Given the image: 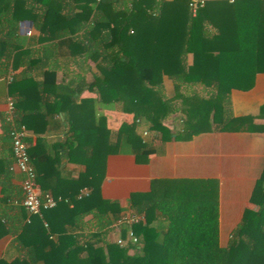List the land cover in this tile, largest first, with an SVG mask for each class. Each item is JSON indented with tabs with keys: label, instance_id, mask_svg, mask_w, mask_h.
<instances>
[{
	"label": "trees",
	"instance_id": "1",
	"mask_svg": "<svg viewBox=\"0 0 264 264\" xmlns=\"http://www.w3.org/2000/svg\"><path fill=\"white\" fill-rule=\"evenodd\" d=\"M191 1L0 0V79L11 80L8 94L15 102L16 123L30 129L28 120L35 116L63 115L66 141L59 148L85 168L63 190L47 187L49 177L59 178L58 153L44 157L48 173L40 168L43 143L29 146L42 195L63 201L42 216L29 215L17 238L28 244L26 257L0 258V264H264V170L250 198L259 210H245L227 247L219 243L214 179L153 182L151 192L134 194L129 201V212L145 216L133 226L139 243L120 247L107 240L125 211L101 194L112 133L107 112L128 116L119 128V152L138 163L162 154L172 139L190 140L237 123L264 132V125L254 124L264 119V105L258 116L242 117L233 115L231 105L232 91H250L264 73V0L205 1L195 14ZM23 21L39 32L41 57L33 58L32 43L19 35ZM25 57L28 68L40 67L42 73L11 78V69L25 65ZM52 59L77 72L58 83L49 66ZM165 78L173 84L169 94ZM94 90L96 96L85 94ZM34 99L39 106L45 103V112L41 106L28 107ZM177 116L178 127L168 123ZM140 129L148 131L147 139ZM5 132L10 135L9 124ZM83 189L89 192L81 195ZM64 213L73 228L92 215L99 232L82 241L68 230L57 232L51 217ZM8 233L0 218V237ZM121 235L126 239L125 228Z\"/></svg>",
	"mask_w": 264,
	"mask_h": 264
},
{
	"label": "crops",
	"instance_id": "2",
	"mask_svg": "<svg viewBox=\"0 0 264 264\" xmlns=\"http://www.w3.org/2000/svg\"><path fill=\"white\" fill-rule=\"evenodd\" d=\"M80 16V19L88 18V15ZM18 33L32 43L29 48L33 50V58L41 57L42 52L37 50L44 45L38 43L40 34L33 23L20 22ZM191 58L189 55V61ZM49 66L56 70L58 83L68 80L69 75L77 72L73 66L56 65L55 59L49 62ZM42 70L34 66L28 68L26 59L25 65L21 64L11 69L10 76L19 78L23 75H40ZM10 81L8 78L0 79V218L2 223L7 225V229H10V233L0 237V258L7 262L24 259L29 248L28 244L17 241L18 235L23 232V226L29 222V214L23 213L18 204H15V201L22 198L23 175L13 169L12 141L10 135L5 132V126L8 124L6 122L8 98H11L8 94ZM164 90L168 94L173 90L172 81L168 78L164 80ZM94 92L95 90L86 91L85 94L93 97L96 96ZM39 102L35 99L29 101L28 107L35 110L41 106V110L45 112V103L42 102L39 106ZM231 105L235 117L258 116L260 108L264 105V73L257 75L255 85L250 91H232ZM50 109L47 108L52 111ZM107 113L108 127L112 133L101 194L104 200L120 203L125 209L124 213L129 212L131 196L151 192L152 183L155 181L214 179L218 181L219 243L220 246L227 247L245 210H259L258 206L250 202V198L256 181L264 170V132H254L253 124H233L221 131L196 135L190 140L172 139L164 144L162 154H153L147 163H138L135 156L119 152V128L121 122L127 120L128 116L114 111ZM63 118L60 114L50 115L47 119L41 115L35 116L34 119L28 120L31 128H26L30 147H38L40 142L43 143V152L46 154H42L40 168L44 167L49 173L48 161L46 163L44 157L47 155L55 158L58 153L59 178L47 177L45 186H57L61 190L68 187L67 183L70 180H77L85 170L82 164L69 161L68 151L59 148V144L66 141ZM254 124L264 125V119L256 118ZM156 145H159V142H156ZM84 190L87 189H83L81 193ZM10 201H14V204L9 205ZM71 222V217L66 213L51 217V223L57 232L68 230L69 233L78 235L81 241L84 236L99 232L98 221L92 215L84 217L80 227L73 228ZM119 236L122 237L121 232L115 229L107 240L115 243ZM223 236L227 237L224 239Z\"/></svg>",
	"mask_w": 264,
	"mask_h": 264
},
{
	"label": "built area",
	"instance_id": "3",
	"mask_svg": "<svg viewBox=\"0 0 264 264\" xmlns=\"http://www.w3.org/2000/svg\"><path fill=\"white\" fill-rule=\"evenodd\" d=\"M205 0H192L190 8L193 14L196 13L199 7H202ZM15 102L12 98H8V111L6 122L10 126V138L12 141V152L14 156L13 169L19 171L23 175L22 179V198L20 201H15V204L25 208L30 216H42L44 212L55 208L59 202L63 201L62 197L55 198L51 194L42 195L40 186L37 182L36 171L31 163L29 156V144L26 141L28 131L22 124L16 123ZM144 136H148V131L145 130ZM84 190L81 195L87 194ZM81 196H79L80 198ZM145 221V216L133 212L122 214L121 218L115 225L118 231L126 230V239L119 236L116 238V244L120 247H125L127 243L137 245L139 238L135 235L133 226Z\"/></svg>",
	"mask_w": 264,
	"mask_h": 264
},
{
	"label": "rangeland",
	"instance_id": "4",
	"mask_svg": "<svg viewBox=\"0 0 264 264\" xmlns=\"http://www.w3.org/2000/svg\"><path fill=\"white\" fill-rule=\"evenodd\" d=\"M165 94H168V93L165 92ZM178 119H179V116L176 117V119H175L174 122H173V120H172V121L170 120V121H168V123H170V124H174V125H176V126L178 127V126H179V121H180V120H178ZM145 130H146V129H144V130H143V129H140V133H141V136H142L143 138L147 139L148 136H144V133H143ZM226 237H227V236H223L224 239H225Z\"/></svg>",
	"mask_w": 264,
	"mask_h": 264
}]
</instances>
